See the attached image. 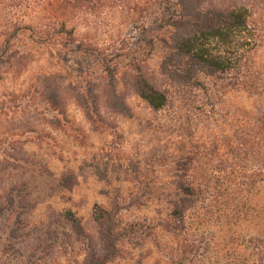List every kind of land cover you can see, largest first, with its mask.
I'll return each instance as SVG.
<instances>
[{
  "label": "rangeland",
  "instance_id": "374dc122",
  "mask_svg": "<svg viewBox=\"0 0 264 264\" xmlns=\"http://www.w3.org/2000/svg\"><path fill=\"white\" fill-rule=\"evenodd\" d=\"M6 3L0 5L2 18L28 28L10 42L16 54L1 67L0 157L14 167L0 174V197L18 186L17 199L27 206L17 223L13 214L0 219V264L78 263L85 249L98 247L95 205L110 208L114 196L122 207L121 226L133 225L141 235L123 238L119 255L107 264H165L188 235L163 227L170 210L165 195L183 178L186 157L201 162L191 169L199 183L210 178V184H201L205 218L201 222L194 216L192 224L207 249L203 260L190 264H222L226 247L248 254L235 242L264 234V182L246 196L247 212L239 218L232 217L234 198L228 202L222 194L229 193L227 181L238 168L246 177L253 173L245 145L238 147L240 139H247L245 125H264V0L207 4L247 9L256 41L248 73L262 88H233L231 75L222 81L204 78L208 94L172 92L171 103L159 112L133 92L129 79L141 72L157 88L168 87L159 70L160 0H84L60 19L50 17L44 0ZM3 22L0 18V39ZM110 59L112 64L106 63ZM105 64L116 68L129 116L109 110L100 97ZM94 94L99 95V116L91 120L81 103L92 102ZM230 148L241 149L236 160L227 153ZM243 157L245 163L238 161ZM66 209L79 218L89 241L60 230L54 242L47 239L51 224Z\"/></svg>",
  "mask_w": 264,
  "mask_h": 264
},
{
  "label": "trees",
  "instance_id": "16d2710c",
  "mask_svg": "<svg viewBox=\"0 0 264 264\" xmlns=\"http://www.w3.org/2000/svg\"><path fill=\"white\" fill-rule=\"evenodd\" d=\"M7 1L0 0V5L1 2L6 3ZM44 1L49 3V8L46 10L50 17L60 19L61 15L79 8L80 3L84 0ZM160 1L164 7L158 27L164 34L160 38L162 57L159 70L166 78L168 87L157 88L141 72L131 75L129 79L133 92L147 104L150 110L159 112L167 107L171 103L172 92L187 93L196 90L208 94L209 90L204 78L222 81L231 75L233 88L244 90L262 88L260 83L252 80L248 73L247 61L250 52L256 47V41L248 24V11L245 7L218 8L208 6L207 4L213 0ZM2 17L4 14L0 10L1 22L4 21V24L1 25L3 33L0 39V76L1 67L16 54L10 50V42L16 38L20 30L28 28L20 21L5 20ZM67 33L73 39L72 32L68 31ZM146 43L147 45L150 44L149 41ZM80 49L81 45H76L75 50L80 51ZM111 61V59L107 60L106 63ZM103 67L106 72V82L101 88L100 97L103 98L104 105L113 112L129 116L130 109L123 95L118 91L120 78L116 75V68L109 64H105ZM98 97L99 95L94 94L92 102L81 103L84 105L86 116L91 120L93 115L99 116ZM245 128H247L245 133L247 139L245 141L240 139L238 147L245 145L243 149L247 158L253 159L250 163L253 173L246 177L238 168L232 179L227 181L229 185L227 192L229 193L223 192L222 194L228 202L234 198L235 203L233 204L236 207L235 211L232 212L234 218H239L241 214L247 212L246 196L254 191L259 183L264 182V125L255 126L253 123L250 126L247 123ZM224 142L230 144L229 141ZM240 151L241 149H237L235 152L230 148L227 153L236 160L237 156L241 154ZM186 158L181 165V169L185 172L181 176L184 175L185 178L183 176V178L178 179L173 189L174 192L165 195L170 210L163 227L164 230L174 234L179 231V234L182 231H187L188 235H185L184 243L180 241L181 239L177 240L180 241L181 245L174 250V253L170 251L165 264H190L198 258L203 260L208 244V242L203 243L200 240L198 235L193 232L194 227H192L194 216L202 222L206 215L202 211L205 203L201 189L203 182L199 183L196 172H191V169L196 170L195 165L201 162L198 160L195 164L192 157ZM246 160V157L238 159L241 163H245ZM11 165L13 164L7 158L0 157V174L8 170ZM188 172H191L189 180H187ZM248 178L250 179L247 180ZM203 184H210V178H206ZM20 189L18 186H12L3 198L0 197V219L4 218L6 214L8 217L13 214L15 223L19 220L20 214L23 212L22 209L27 206L23 200L17 199V193ZM107 194L109 193L107 192ZM117 205H119V199L116 196L113 197L110 208L95 205L93 220L98 230V247H89L90 243L88 242L89 248L85 249L83 259L76 264H107L119 255L118 244L123 238L131 236L138 239L141 235L138 232L140 230L135 229L133 225L121 226L118 216L122 207L119 208ZM222 214L228 215L226 211ZM58 215L57 221L51 224L52 228L46 233L48 240L54 242L59 235L58 230L73 239L75 237V240L83 241V238L88 236L83 232L79 218L71 210H63ZM67 231L70 234H67ZM148 236L145 235V237ZM89 238L88 236L87 241ZM235 244L239 248L248 250V254L238 253V250L232 248V253L238 254L234 257L231 249L226 247L227 251L222 264H264V234L252 235L248 238L242 237Z\"/></svg>",
  "mask_w": 264,
  "mask_h": 264
}]
</instances>
